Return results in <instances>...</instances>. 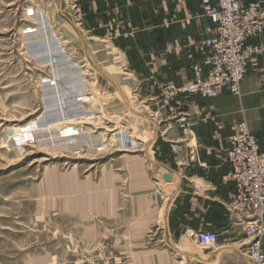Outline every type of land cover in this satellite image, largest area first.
I'll use <instances>...</instances> for the list:
<instances>
[{
  "label": "rangeland",
  "instance_id": "374dc122",
  "mask_svg": "<svg viewBox=\"0 0 264 264\" xmlns=\"http://www.w3.org/2000/svg\"><path fill=\"white\" fill-rule=\"evenodd\" d=\"M72 1L0 0V264H135L123 226L67 208L66 185L131 176L130 158L160 176L151 166L163 110L119 54L91 40Z\"/></svg>",
  "mask_w": 264,
  "mask_h": 264
},
{
  "label": "crops",
  "instance_id": "0c3cea01",
  "mask_svg": "<svg viewBox=\"0 0 264 264\" xmlns=\"http://www.w3.org/2000/svg\"><path fill=\"white\" fill-rule=\"evenodd\" d=\"M72 3L91 40L105 42L119 54L122 66L141 86L143 98L155 100L157 109L164 111L165 85L189 84L193 67H205L201 42L214 36L216 28L203 15L200 0ZM250 42L263 47L264 31ZM184 102L188 135L175 122L166 123L163 111L158 119L162 137L154 159L160 166L151 168L160 176H145L142 160L130 158L131 176L105 175L97 184L87 181L89 185L68 181L65 192L74 195L67 208L83 218L95 210L117 220L123 226L121 248L131 249L135 264H249L242 248L251 240L245 232L251 214L234 209L233 187L223 178L229 171L225 162L229 138L243 117L264 151V51L248 61L241 98L224 89L214 99L191 95ZM164 175L170 176L169 182ZM82 186L91 190L89 196H81ZM60 188L54 180L52 191ZM152 230L159 236L148 248L142 244ZM187 230L215 232L217 246L198 247L185 236Z\"/></svg>",
  "mask_w": 264,
  "mask_h": 264
},
{
  "label": "built area",
  "instance_id": "2783aa9c",
  "mask_svg": "<svg viewBox=\"0 0 264 264\" xmlns=\"http://www.w3.org/2000/svg\"><path fill=\"white\" fill-rule=\"evenodd\" d=\"M200 5L203 15L216 28L214 36L201 42L205 67H193V79L189 84H168L162 89L163 112L167 119L176 123L184 136L188 135L184 98L199 95L214 99L224 89L241 98V81L247 72L248 61L264 51V46L250 42L264 31V1L200 0ZM229 145L225 153L229 171L223 182L233 187L234 209L251 214V219L245 224L251 240L242 251L249 264H264V151L259 148L244 117L237 123ZM160 194V187H157L156 195ZM184 234L198 247L213 249L217 246L218 235L215 232L187 230Z\"/></svg>",
  "mask_w": 264,
  "mask_h": 264
},
{
  "label": "water",
  "instance_id": "95a60500",
  "mask_svg": "<svg viewBox=\"0 0 264 264\" xmlns=\"http://www.w3.org/2000/svg\"><path fill=\"white\" fill-rule=\"evenodd\" d=\"M164 180L166 181V182H169L170 181V176L169 175H164Z\"/></svg>",
  "mask_w": 264,
  "mask_h": 264
}]
</instances>
